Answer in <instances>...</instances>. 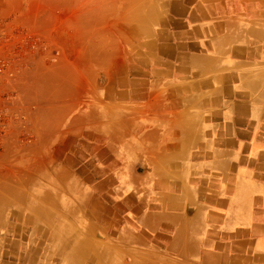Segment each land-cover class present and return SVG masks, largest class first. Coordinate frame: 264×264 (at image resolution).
Masks as SVG:
<instances>
[{"label":"rangeland","instance_id":"374dc122","mask_svg":"<svg viewBox=\"0 0 264 264\" xmlns=\"http://www.w3.org/2000/svg\"><path fill=\"white\" fill-rule=\"evenodd\" d=\"M160 1L0 0V194L23 195L5 210L53 216L36 234L53 241L54 264L69 251L77 264H190L160 217L162 173L193 158L178 128L194 111L192 82L149 55L164 41L151 37ZM171 12L163 33L178 46Z\"/></svg>","mask_w":264,"mask_h":264},{"label":"crops","instance_id":"0c3cea01","mask_svg":"<svg viewBox=\"0 0 264 264\" xmlns=\"http://www.w3.org/2000/svg\"><path fill=\"white\" fill-rule=\"evenodd\" d=\"M160 3L153 23L161 27L151 37L164 41L149 55L166 56L170 69L183 73L176 82H192L194 94L191 121L178 128L193 158L178 157L175 174L162 173L160 217L176 225L181 261L264 264V0ZM170 12L181 26L178 46L168 45L163 33ZM111 132L123 134L121 124ZM27 159L26 166H39L38 159ZM9 209L0 211V264H54L58 250L51 249V238L36 234L40 224L16 219L29 209ZM26 223L32 228L22 238Z\"/></svg>","mask_w":264,"mask_h":264},{"label":"bare ground","instance_id":"6f19581e","mask_svg":"<svg viewBox=\"0 0 264 264\" xmlns=\"http://www.w3.org/2000/svg\"><path fill=\"white\" fill-rule=\"evenodd\" d=\"M148 17L151 19V14H148ZM153 17V16H152ZM148 46L150 47L151 44L149 43ZM187 171V170H185ZM186 173V172H185ZM183 172V174H185ZM3 194V193H2ZM0 194V211L1 209L5 208L6 206V203L9 204L10 202H15V203H22V199L19 197V195L15 194L14 196L10 197V196H7L5 194ZM13 195V194H12ZM25 205L27 206V208L29 209V214L27 215V218L29 220H31L32 222L36 223V224H40V223H43V224H51L49 221H43V220H54L56 221L52 215H50L48 212H42L41 209H37L34 207V205L32 204H27L25 203ZM6 209V208H5ZM64 228V226L62 227V229ZM60 242L62 243L61 241V238H59ZM74 244V243H73ZM72 244V245H73ZM74 245H77L78 248H81L79 250V252H82V247H84L85 249H87V246H89V242H87V240H84L82 239L81 242L79 244L75 243ZM72 251V250H71ZM71 252L69 251L68 254L66 255V264H77L78 263V260L79 259H76L74 260H68L69 256L71 255L70 254ZM82 254V253H81Z\"/></svg>","mask_w":264,"mask_h":264}]
</instances>
